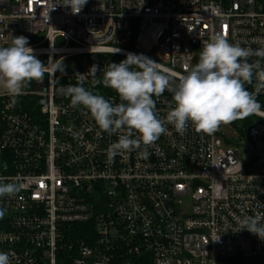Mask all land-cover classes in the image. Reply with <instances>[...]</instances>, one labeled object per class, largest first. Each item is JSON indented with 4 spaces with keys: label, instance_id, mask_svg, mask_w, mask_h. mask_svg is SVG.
Returning <instances> with one entry per match:
<instances>
[{
    "label": "built area",
    "instance_id": "built-area-1",
    "mask_svg": "<svg viewBox=\"0 0 264 264\" xmlns=\"http://www.w3.org/2000/svg\"><path fill=\"white\" fill-rule=\"evenodd\" d=\"M57 3L0 0V46L23 35L44 64L65 65L15 103L0 90V178L22 185L0 198V251L13 264H264V240L237 231L244 215L264 224V110L229 135L223 124L211 135L166 125L147 158L109 161L118 134L100 132L62 94L81 79L89 88L94 64L102 78L111 56L143 54L178 78L216 33L264 48V0H88L78 15ZM257 84L254 73L248 90ZM153 99L163 119L172 93Z\"/></svg>",
    "mask_w": 264,
    "mask_h": 264
},
{
    "label": "clouds",
    "instance_id": "clouds-1",
    "mask_svg": "<svg viewBox=\"0 0 264 264\" xmlns=\"http://www.w3.org/2000/svg\"><path fill=\"white\" fill-rule=\"evenodd\" d=\"M87 3L88 0H63L57 4L78 15ZM118 52L120 49L116 48L112 54ZM254 56L264 58V48L253 50L241 47L239 42L230 43L226 34L220 32L203 43L198 63L178 78L143 54L127 53L119 63H109L102 78L96 76L98 66L92 65L88 71L92 77L89 88L84 87L81 79L75 85L63 87L62 94L69 98L70 107L89 115L100 132L118 134V140L107 149L109 161L133 151L147 158L148 148L168 131L166 125H172L183 135L191 123L196 132L211 135L222 124L261 113L256 97L259 89L264 88V67L259 60L249 62ZM64 71L63 57L53 60L50 56L44 64L23 35L9 34L7 46H0V90L12 98V103L32 81L43 83L46 73L53 76ZM254 73L258 80L256 93L245 87L252 84ZM101 84L114 90L120 102L114 103L93 91ZM165 90L172 93V102L162 119L153 97H160ZM21 190L22 185L15 179L4 182L0 178V198L14 197ZM5 212L0 207V219ZM237 223V231L246 229L264 240V224L258 218L244 215ZM0 264H13L12 256L0 251Z\"/></svg>",
    "mask_w": 264,
    "mask_h": 264
},
{
    "label": "trees",
    "instance_id": "trees-1",
    "mask_svg": "<svg viewBox=\"0 0 264 264\" xmlns=\"http://www.w3.org/2000/svg\"><path fill=\"white\" fill-rule=\"evenodd\" d=\"M111 59L113 62L115 63H119L120 61L124 60V58H121L120 56H111ZM34 81H32L26 88L25 90L27 89H31L32 85H33ZM97 94H100V95H116V92L110 88H105L103 87V85H99L96 87L95 91ZM257 100L259 101V103L261 104V110H264V97H256ZM252 118H254V116H248L247 118L245 119H242V120H237V121H234L232 122L233 123V126L235 128H240L241 126H246L248 127L251 123H252Z\"/></svg>",
    "mask_w": 264,
    "mask_h": 264
},
{
    "label": "water",
    "instance_id": "water-1",
    "mask_svg": "<svg viewBox=\"0 0 264 264\" xmlns=\"http://www.w3.org/2000/svg\"><path fill=\"white\" fill-rule=\"evenodd\" d=\"M245 87H246V89L248 90V86L246 85ZM241 151H242V153H243V161H244L245 163H247L248 160H249V154H250L251 151H252V146L249 145V152H248V153L243 152V149H242Z\"/></svg>",
    "mask_w": 264,
    "mask_h": 264
},
{
    "label": "rangeland",
    "instance_id": "rangeland-1",
    "mask_svg": "<svg viewBox=\"0 0 264 264\" xmlns=\"http://www.w3.org/2000/svg\"><path fill=\"white\" fill-rule=\"evenodd\" d=\"M253 116V115H252ZM256 119V118H255ZM258 119V118H257ZM259 120V119H258ZM231 124H227V125H224V127H222V130L226 133V134H231Z\"/></svg>",
    "mask_w": 264,
    "mask_h": 264
}]
</instances>
